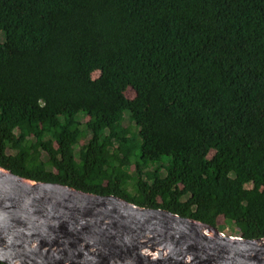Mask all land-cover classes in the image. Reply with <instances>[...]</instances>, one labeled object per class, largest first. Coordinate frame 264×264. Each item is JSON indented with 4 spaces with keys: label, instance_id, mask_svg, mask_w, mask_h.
<instances>
[{
    "label": "trees",
    "instance_id": "1",
    "mask_svg": "<svg viewBox=\"0 0 264 264\" xmlns=\"http://www.w3.org/2000/svg\"><path fill=\"white\" fill-rule=\"evenodd\" d=\"M0 34L1 166L264 237V0H0Z\"/></svg>",
    "mask_w": 264,
    "mask_h": 264
},
{
    "label": "water",
    "instance_id": "2",
    "mask_svg": "<svg viewBox=\"0 0 264 264\" xmlns=\"http://www.w3.org/2000/svg\"><path fill=\"white\" fill-rule=\"evenodd\" d=\"M5 264H264V237L163 208L31 179L0 165Z\"/></svg>",
    "mask_w": 264,
    "mask_h": 264
},
{
    "label": "rangeland",
    "instance_id": "3",
    "mask_svg": "<svg viewBox=\"0 0 264 264\" xmlns=\"http://www.w3.org/2000/svg\"><path fill=\"white\" fill-rule=\"evenodd\" d=\"M0 38H1V34H0ZM98 74H99V72L98 71H95L93 73V77H97ZM125 95L127 97H129V98H133L135 96V91L131 87H128L127 90L125 91ZM125 115H126V117H125L124 125L125 126H128L130 124V120L128 119V112L127 111L125 112ZM79 116L81 118L80 119L81 124L83 123V121H85L86 119H88V116L85 117V116H83L81 114ZM88 137H89V132H85V135L80 140V143H84ZM9 152H12V150H9ZM43 158H46V156L43 155ZM156 164H153V165H156ZM133 173H134V167L131 166L130 169L124 175L126 177H129L130 178L133 175ZM131 186H132V182L130 183L129 189H131ZM217 227H218V229L220 231H222V232H224V233H226V234L229 235V233H227V231H229L231 229V225L228 224V223H225L222 217H219Z\"/></svg>",
    "mask_w": 264,
    "mask_h": 264
}]
</instances>
